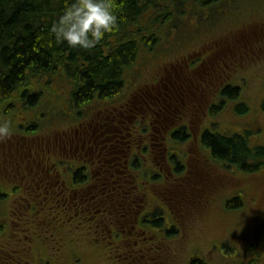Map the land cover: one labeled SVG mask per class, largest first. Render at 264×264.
<instances>
[{
	"label": "trees",
	"instance_id": "trees-1",
	"mask_svg": "<svg viewBox=\"0 0 264 264\" xmlns=\"http://www.w3.org/2000/svg\"><path fill=\"white\" fill-rule=\"evenodd\" d=\"M165 1L171 2L117 0L118 30L106 33L94 49L83 50L69 48L65 43L56 44L50 34L52 23L63 11L64 0H0V118L5 120L10 117L14 127L12 137L5 140L17 136L21 142L16 140L14 148L24 143L31 151L27 153L31 155V161L46 163V167L50 168L47 174L50 182L60 180L57 186L46 189L37 181L26 182L20 175L22 191L16 190L21 188L19 185L5 183L7 190L0 193V198L17 193L14 196L24 199L19 203L21 213L17 219L28 230L25 229L18 241L14 238V232L2 234L4 220L0 215V264H100L95 259H101L102 253L107 256L106 264H138L134 258H140L135 252L140 245L141 248L150 247L152 253L158 251L160 258L167 256L164 264H180L181 256L186 258L185 264H207L202 256L187 252L185 240L187 223L191 222L192 215L197 222L210 218L209 213L213 208L203 205L210 192H179L182 190V184H179L181 180L174 183V178L169 174H165L166 177L164 173L153 175L155 177L152 178V171L145 169L146 165L152 166L155 155L148 140L143 142L146 147L144 150L137 148L140 143L132 150L134 154L140 155L136 154V159L133 156L132 164L127 167L131 176L116 173L120 167L114 166V161L108 162L113 160L114 155L94 149V145H91L93 148L90 150L86 144L82 148L78 140V137H90L93 126L103 124L105 115L115 111L113 107L117 111L122 110L120 104L130 98L137 87L148 91L149 86L154 84L143 78L129 87V79L135 76L134 68L144 55L160 54L166 58L169 54H175L177 50H171L174 45L170 47V43L188 34L181 24L186 8L189 14L195 16L197 24L205 20L202 16L204 12L207 13L206 23L211 24L223 16L225 10L221 4L227 0H173L172 9L161 5ZM263 28L264 22L254 24L247 35L236 33L230 36L231 44L225 43L226 48L219 49L221 61L215 60V57L212 61L226 64L237 56L241 58L244 53L256 55L260 51V39L264 37ZM49 40H53L51 46ZM194 62L188 63L189 69ZM193 75L192 71H185L186 79ZM227 83L221 93L214 89V84L208 85V100L216 96L210 105L209 114L218 111L216 107L224 101H234L235 115L247 114L249 101L241 95L242 85L232 87ZM261 101L264 109V97ZM23 117L25 120H22ZM149 131L147 126L144 133ZM259 131V127L220 133L205 131L198 146L200 155L205 157L206 151L222 165L237 167L246 175L253 174L264 169V138L263 141H257L260 135H256L252 141L249 139ZM184 139L183 130L175 128L166 135V141L170 140L176 147L173 149L176 156L182 150L180 145ZM11 145L7 147V152ZM3 146L0 143V147ZM1 151L6 152L4 149ZM194 155L199 156L196 153ZM27 160L16 163L17 167L22 166L24 171H30L27 167H36L27 164ZM120 163L124 165V159ZM100 167V176L93 177L94 170L99 171ZM153 169L157 170L155 162ZM20 171L18 169L13 174L18 176ZM182 172V168L177 167L173 173L175 176L179 173L180 177ZM57 174L61 177H57ZM144 174L143 179L148 185L164 184L170 191L168 193L174 195L176 200L167 202L172 206L169 211L176 210L179 218L175 212H170V215L163 210V213L151 218L152 224L144 234L128 235L130 227L121 226L124 219L120 215L124 212L116 216V203L103 200L102 192L121 194L123 189H127L124 180L131 182L133 176L136 179ZM172 185L175 186L170 188ZM163 186H156V190L164 192ZM113 187L116 190H112ZM71 189L78 192L76 201H65L64 196L70 198L72 195ZM153 189L150 187L151 192ZM44 192H48V195L45 196ZM87 192L94 194L93 200H89ZM113 195L110 194V198ZM222 205L231 209L234 202L226 200ZM98 209L100 213H94ZM108 210L111 214H108ZM183 213L186 214L185 219ZM25 214L31 216L30 220L25 219ZM136 220L138 223L135 222V225L146 227V222L140 218ZM61 224L70 225L65 227ZM135 239L138 241L137 246ZM89 251L92 254H87ZM261 259L264 264V252L255 264Z\"/></svg>",
	"mask_w": 264,
	"mask_h": 264
},
{
	"label": "rangeland",
	"instance_id": "rangeland-1",
	"mask_svg": "<svg viewBox=\"0 0 264 264\" xmlns=\"http://www.w3.org/2000/svg\"><path fill=\"white\" fill-rule=\"evenodd\" d=\"M172 1H165L161 5L172 9L174 6ZM186 7H184L183 11ZM221 7L225 10L222 14L223 16L219 21H213L211 24L206 23V12L202 15L205 20L197 24L195 16L191 13L189 14L188 8H186L185 15L182 17L184 22L181 24L186 28L188 34H186L185 38L181 36L176 42L170 43V47L174 45L171 50H177L174 52L175 54H169L170 56L167 55L166 58L161 57L160 54L152 55L148 53L144 55L145 57L134 68L135 76L128 77L130 78L129 82H131L129 87H132V85L143 78H148L154 83L149 86L148 91H154V88L157 86L156 90H159L162 97L169 102L165 94L168 91L160 87V84L164 82L168 86L170 85V81L175 83L174 80H176L177 83L185 87L181 93H176V96H179L178 103L180 105L178 113L184 114L186 111L193 109L187 118L193 117L194 120H197V116L200 115V120L204 123L202 110H204L206 105L209 113V104L213 102V99L210 97L208 100L207 95H205L206 104L203 106L204 108L200 109V111L199 107L194 109L195 106L203 103V99L200 98L199 100V98H196L200 94L196 92L197 90L193 86V83H201L199 81L205 79V76H207L203 71L204 66L214 67L210 64V60L215 57V60L221 61L218 57L219 49L223 47L225 49L226 44H231L232 39L230 36L236 33L247 35L254 24L264 22V0H227L222 2ZM258 46L260 51L256 55L249 56L247 53H244L241 55V58L237 56L235 60L226 64L217 62L214 67L216 70L213 69L211 73V76H215L218 73V76L223 78L224 82L230 81L236 85H242L241 95L249 101L248 113L237 116L233 112L234 103L224 101L216 107L218 111L214 114H208L205 122V124H209L221 132L239 131L245 127H253V129L259 127L260 131L258 134L250 136V141H252V138H256V135H260L259 138H256L257 141H263L264 138V109L261 107V98L264 97V37H261ZM174 56L183 60H176V58H173ZM200 58H203V60ZM195 59L199 60L194 62ZM191 61L194 63L190 65L189 69L188 63ZM232 62L235 63L232 64ZM186 70L192 71L195 75L186 79ZM206 70L209 71V69ZM212 82L217 83V79H214ZM187 84H190V87H187ZM190 90L197 96L192 94ZM167 115L170 116V114ZM4 116L2 115V117ZM152 118L155 117L153 116ZM8 119L11 118H5V120ZM107 119L108 116L106 117ZM22 120H25L24 117ZM0 121H4V119L0 118ZM99 131L101 129L96 127L95 132L99 133ZM197 133L196 131L195 134ZM16 140L17 136L8 141L5 139L0 140V143L4 144L3 147H0V193L6 192L5 183L15 186L19 185L21 188H16V190L22 191L23 181L19 179L20 175H22L23 179L25 176L26 178L32 177L27 176V171H24L22 166L17 167L16 163L20 161L19 157H26L27 153L31 151L25 147L24 143L14 148ZM190 140L193 141V135ZM17 141L21 142V139ZM10 144H12L11 149L7 152V147ZM191 146L195 148V141H193ZM2 149L6 152L3 153ZM154 150L157 152V146H154ZM195 151L197 155H200L198 149H195ZM27 158L31 159L32 157L28 155ZM25 160L23 159V162ZM18 169L21 171L18 173V176H15L13 172L18 171ZM220 169L222 173L218 175L216 181H223L224 184L221 192L216 193L222 196V198L230 197V202L233 201L234 206L229 209L218 203L212 212L209 213L210 218L215 217L216 222L214 220L211 221L210 218L197 222V219L192 215L191 222L187 223V229L188 227L189 229L188 234L186 229V250L191 255L202 256L207 264H255L256 259L259 256L262 258L264 252V232L262 231L264 229V218H262L264 206L252 209L251 205L247 202V198L258 200V195L261 192H253L252 190L259 188L260 182L264 179V170L250 175L239 173V176L244 178L243 184L246 185L249 192H230L234 189L230 181L235 176L230 175L229 170H226L224 167H220ZM233 180H237V178ZM238 193H241L242 196ZM15 194L17 193L7 194L6 197L3 198L2 196L0 198V215L4 220V231L2 234L4 232H14V238L18 241L21 239V235L25 229L28 230V228L25 227V224L18 223L17 215L21 213L19 203L23 202L24 199L14 196ZM44 195L47 196L48 192H44ZM162 195L164 201L167 202V194ZM37 214L39 215L40 212ZM24 217L26 220H30L31 218V216L29 217L26 214ZM177 221L179 222V220ZM85 249L88 250V248ZM88 253L92 254L91 251ZM102 255L101 259H95V261L101 262L100 264H106L105 259L107 256L105 253H102ZM185 261L186 258L181 256L180 264H185ZM257 263L263 264V260H258ZM56 264L59 263L57 262Z\"/></svg>",
	"mask_w": 264,
	"mask_h": 264
},
{
	"label": "flooded vegetation",
	"instance_id": "flooded-vegetation-1",
	"mask_svg": "<svg viewBox=\"0 0 264 264\" xmlns=\"http://www.w3.org/2000/svg\"><path fill=\"white\" fill-rule=\"evenodd\" d=\"M200 59L203 60V58ZM216 63L217 61L210 60V64H212L214 67L216 66ZM205 67L206 66H204L203 68ZM207 69H209V71L203 70L204 73L207 75L205 76V79H201L202 80L201 83H197V82L193 83V86L197 90L196 92L200 94L199 95L200 97L190 90L192 94L197 96L196 98H199V100L200 98L203 99L202 104H199L194 107V109L199 107V111L200 109L202 110L204 108L203 106L206 104L205 95L209 94L208 85L214 84L213 86L214 89L220 93L224 88V86H226L227 82H228L227 85L229 86L232 87L237 86L236 84L230 81L224 82L223 78L218 76V73H216L215 76H211L213 69L216 70L215 68L208 66ZM177 78L179 77L177 76ZM214 79H217V83H212ZM146 80L149 79L147 78ZM174 82L175 83L170 81V85L168 86L164 82L160 84L161 85L160 87L168 91L165 94L169 99V102H167V100L164 97H162L161 92L159 90H156L155 88L154 91L151 92V91L139 90V87H137V89L134 91V94L132 93L130 98H127L122 104H120V106L123 107L122 110L117 111V109L113 107L112 109H114L115 111L105 115V121L103 122V124H100L98 126L97 125L93 126L90 137H88L87 139L86 138L80 139L78 137V140L81 142L82 148L86 144L88 146V149L90 150L93 148V146L91 145H94V149H99L100 151H104L108 154L114 155L112 157L113 160H109L108 162L114 161L115 163V164L113 163L114 166L120 167L116 169V173H121V174H126L127 176H131V173L127 167L128 165L132 164L131 159L133 156L136 159L137 158L136 154L140 155V153L134 154L132 150L139 143L140 145H138L137 148L140 147L139 148L140 150L141 149L144 150L146 147L143 146V142L145 140H148V142H152L151 147L153 150H154V146H157V152L155 150L152 151L155 152V155L153 156V160L151 161L152 166L149 167L145 164L146 171L147 170L152 171L151 177L153 178L155 177L153 175H159L164 173L163 174L164 177H166L165 174L171 175L174 178V183H179V181L181 180L179 184H182V190H180L179 192H210V194L208 195L209 196L208 199L203 204L206 205V207L214 208L215 206H217L218 203L222 204L226 200L230 201L229 199L230 197L222 198V196L216 193V192H221L222 186L224 184L223 181H219V180L216 181L218 175L222 173L220 167L221 168L225 167L226 170H229L230 175L235 176L230 181L232 182L233 184L232 187L234 188L230 192L232 191L249 192V189L246 187L245 184H243L244 178H242V176H239V173L241 171H239L237 167L222 165L220 161L217 162L206 151H205L206 153L205 157L201 155L194 157L195 156L194 154L196 153L195 149L199 150L198 146L201 144L200 138L205 131L216 132V133H220L221 131L216 130L209 124H205L206 118L210 113V112L208 113V110L206 109V105L204 110H202V118L204 123L201 122L200 115L197 116V120H194L193 117L187 118V116L191 114L193 109H191L190 111H186V113L184 114L178 113V111L180 110L179 109L180 105L178 103V99H177L178 95L176 96V93L179 92L181 93L185 87L182 86V84L177 83L176 80H174ZM187 87H190V84H187ZM212 99L215 100L216 96L213 95ZM183 104H185V102H183ZM211 104H213V102L209 104V110L211 109L210 107ZM181 107L183 108V106ZM167 114H170V116H168ZM107 116L109 120L108 119L106 120ZM153 116L155 118H152ZM144 121L146 122L144 123ZM145 124L148 126V129L150 130L147 133H144V131L147 130V126ZM96 127L101 129L99 133L95 132ZM174 128L175 130H183L185 135V139L182 141V144L180 145V148H182V150L178 151L177 156L173 152V149L176 148L173 146L172 144L173 142H170V140L166 141V135L169 132L174 131ZM196 131L198 132L197 134H195ZM192 135H193V141H195V148L191 146V144H193V141L190 140L192 138ZM10 149L11 147L8 150ZM88 153L90 154L91 151ZM24 155L26 156V154ZM27 157L28 155L26 157H19V159L20 161H23V159H27ZM123 159H124V165H122L123 163H120V161ZM117 160L119 161L117 162ZM154 162L155 165H157V170L153 169ZM26 163L34 164L36 166L35 168L27 167V169L30 170L27 171L28 176L34 173L35 176L33 175L30 178H24L26 182L37 181L38 183H40L41 187L44 186L46 189L52 185L57 186L60 180L58 179L55 180L56 182H50V179L47 175L50 168L46 167L47 165L46 163H37L35 160L31 161L30 159H28ZM210 164L211 166H208ZM40 165H42V167H40ZM177 167H181L183 171L182 172L183 174H181L180 177H178L179 173L176 174V176L173 173L177 171ZM101 169L102 167H100L99 171L94 170L93 177L94 175H97L99 177L101 173ZM262 170L264 169L259 170V172ZM57 177L60 178L61 177L60 174H57ZM143 177H145V174L143 176H140L139 178L137 177L136 179L133 176V180L131 182L129 180L128 181L124 180L125 183L127 182L126 184L127 189H123L121 194L120 192L118 194L115 193V195H113L112 192H104V191L102 192L103 200H107L109 201V203H116L118 208L117 209L116 207H114L118 211V212L114 211L116 216H118L119 213L124 212L121 213L120 215L124 219L121 226H125L127 228L130 227L129 230L127 231L128 235L144 234V232H146V229L150 227L152 224L151 218L158 216L159 214H161V212L163 213V210L166 211L168 214H170V212L171 213L175 212L174 214L178 213L176 210L173 211L172 209L171 211H169V208L172 207L169 206V202H171L172 200H176L174 195L172 196L168 193L170 192L169 189L166 186H163L164 184L159 183V185L163 186L164 187L163 189L165 190L164 192H158L156 190V186L159 185L154 183L153 186H150V184L148 185L147 182L144 181ZM248 177H253V176H248ZM234 178H237V180H233ZM104 179L108 180V178L107 179L104 178ZM174 186L175 185H172L170 186V188ZM252 186L254 187L253 184ZM119 187L121 188V185H119ZM150 187L154 188L152 192L150 191ZM112 190H116V188L113 187ZM252 191L261 192V193L258 195V200L255 198L254 199L247 198L248 204L251 205L252 209L261 208L262 206H264V179H262V181L260 182L259 188L255 190L253 189ZM157 192L160 194H158ZM172 192H174V190H172ZM77 194L78 192L73 190L70 198L69 196H64V199L66 198L65 201H67V199L76 201V197L78 196ZM87 194L89 196V200L90 201L93 200L94 194H92V192H87ZM110 194L113 195L111 198H110ZM162 194H167V196H169L167 197V201L169 202L164 201ZM238 194L241 195V193ZM160 195L161 198H159ZM58 201H60V199ZM62 204H65V202H63ZM97 207H100V205L97 204ZM94 213H100L99 209L95 210ZM108 214H111L110 210H108ZM184 216H186L185 213H183V218ZM176 217L179 218L177 214ZM132 218L134 219V221H131ZM139 218L142 222L144 223L146 222L145 228L135 225V222L138 221L136 219ZM213 220L216 222L215 217L212 218V221ZM74 221L78 224L77 220ZM130 223H132V225H130ZM69 225L70 224L68 225L61 224L60 226L68 227ZM172 225L173 224H169V226ZM261 227L263 228V226ZM262 230L264 232V229ZM134 241H135L134 242L135 245L137 246L138 241L136 239ZM140 246L136 247L137 249L135 250V252L139 254L140 258L139 257H137L138 259L136 257L134 258L137 260L136 262H138V264L165 263V259L167 258V256L165 258H160L158 251H154V253H152L150 251V247L141 248Z\"/></svg>",
	"mask_w": 264,
	"mask_h": 264
},
{
	"label": "clouds",
	"instance_id": "clouds-1",
	"mask_svg": "<svg viewBox=\"0 0 264 264\" xmlns=\"http://www.w3.org/2000/svg\"><path fill=\"white\" fill-rule=\"evenodd\" d=\"M117 0H64L63 11L49 31L56 44L69 48L94 49L106 33L119 28ZM53 40H49V46ZM14 134L11 119L0 121V140Z\"/></svg>",
	"mask_w": 264,
	"mask_h": 264
}]
</instances>
